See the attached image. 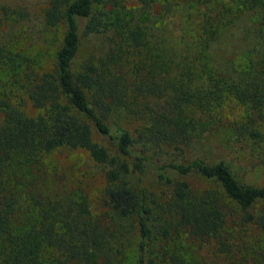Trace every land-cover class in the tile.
Segmentation results:
<instances>
[{
    "label": "trees",
    "instance_id": "16d2710c",
    "mask_svg": "<svg viewBox=\"0 0 264 264\" xmlns=\"http://www.w3.org/2000/svg\"><path fill=\"white\" fill-rule=\"evenodd\" d=\"M131 1L0 0V264H129L132 241L131 264H264V184L204 153L224 129L264 157V0H187L168 31L172 0ZM57 27L40 69L23 50ZM57 151L99 167L95 207Z\"/></svg>",
    "mask_w": 264,
    "mask_h": 264
},
{
    "label": "rangeland",
    "instance_id": "374dc122",
    "mask_svg": "<svg viewBox=\"0 0 264 264\" xmlns=\"http://www.w3.org/2000/svg\"><path fill=\"white\" fill-rule=\"evenodd\" d=\"M39 0H29V2L36 6ZM114 2L107 3L106 8L112 6ZM187 0H172V13L170 16L163 17L160 25V30L168 29L170 26L183 19V14L187 10ZM124 6L126 7H137L134 1L124 0ZM116 9L117 7H112ZM158 9V4L152 7V10ZM155 22L158 24V18H155ZM183 21L182 23H184ZM62 29L57 27L56 30H47L43 33L42 37L39 38L37 42L33 44L32 47H28L23 50V53L28 56L30 61H34V65L38 68H44L49 65L55 48L59 43ZM168 33V32H167ZM164 32V36H167ZM100 44L99 36H88L82 37L80 40V48L75 62H79L87 56L88 53L95 50V48ZM240 41L233 36L224 34L221 42L219 43V48L223 52V58L208 55L211 60H217L223 62L225 58L235 57L237 55L238 49L241 48ZM99 48L96 50L98 51ZM207 55V52H205ZM242 54V52H241ZM29 109V106H27ZM32 112L31 110L29 111ZM226 135L224 129H220L219 132H213L206 137V144L204 147V153L211 157H221L225 160L227 166L233 173L234 177L241 183H251L255 185L264 184V157L255 155L246 146H237L234 144H229L225 141ZM55 157L59 160H69L75 161L74 177H69L67 186L73 187L74 184L80 185L84 192L87 193L91 206L95 207L98 197L100 196V190L103 185L102 177L100 174L99 167L92 165L86 156L85 152L82 151H57ZM203 157H205L203 155ZM208 157V156H207ZM196 190H201L206 186V182L196 174H190L187 177ZM144 192L147 194L149 192H154L158 195V191L162 186H159L153 180L146 179L142 184ZM257 209L260 207L257 206ZM133 242V241H132ZM132 242L126 247L128 250L127 256L129 264L133 261V246Z\"/></svg>",
    "mask_w": 264,
    "mask_h": 264
}]
</instances>
